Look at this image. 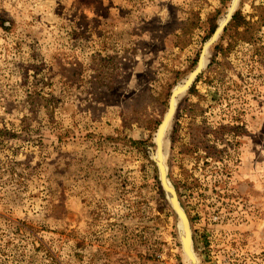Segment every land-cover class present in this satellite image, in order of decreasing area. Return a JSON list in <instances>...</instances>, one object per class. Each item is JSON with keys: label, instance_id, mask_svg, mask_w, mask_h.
<instances>
[{"label": "rangeland", "instance_id": "rangeland-1", "mask_svg": "<svg viewBox=\"0 0 264 264\" xmlns=\"http://www.w3.org/2000/svg\"><path fill=\"white\" fill-rule=\"evenodd\" d=\"M232 1L0 0V264H264V0L166 134L196 263L153 159Z\"/></svg>", "mask_w": 264, "mask_h": 264}, {"label": "water", "instance_id": "water-1", "mask_svg": "<svg viewBox=\"0 0 264 264\" xmlns=\"http://www.w3.org/2000/svg\"><path fill=\"white\" fill-rule=\"evenodd\" d=\"M237 4L238 0L232 1L228 13L223 19L220 20L217 29L205 43L196 68L187 76V78L183 82L177 84L173 89L168 111L165 114L163 121L159 125L157 133L155 135V143L157 148L156 152L153 154V159L156 162L159 172V179L164 189L166 198L179 219V233L185 257H187L186 260L188 259L187 261H191L192 263L197 262V257L193 248L192 231L188 216L179 200L176 188L168 175L167 154L164 151V148L167 146L166 134L174 117L179 97L190 88L194 80L207 65L206 59L202 60L203 54H209L210 47L219 39L225 27L233 18ZM185 230H187L188 235L185 233Z\"/></svg>", "mask_w": 264, "mask_h": 264}, {"label": "trees", "instance_id": "trees-1", "mask_svg": "<svg viewBox=\"0 0 264 264\" xmlns=\"http://www.w3.org/2000/svg\"><path fill=\"white\" fill-rule=\"evenodd\" d=\"M253 23L246 20L239 11H237L231 22H230V27H227L225 29V31H229L230 28H233L235 30H238L240 27H244V31L241 33L243 37H245L246 33L250 31V29H252ZM215 30V28H214ZM213 30V31H214ZM212 31V33H213ZM1 132V131H0ZM6 133V132H5Z\"/></svg>", "mask_w": 264, "mask_h": 264}, {"label": "bare ground", "instance_id": "bare-ground-1", "mask_svg": "<svg viewBox=\"0 0 264 264\" xmlns=\"http://www.w3.org/2000/svg\"><path fill=\"white\" fill-rule=\"evenodd\" d=\"M206 54V53H205ZM205 54H203L202 60L205 59ZM182 89V88H181ZM185 233L188 235L187 230H185Z\"/></svg>", "mask_w": 264, "mask_h": 264}]
</instances>
